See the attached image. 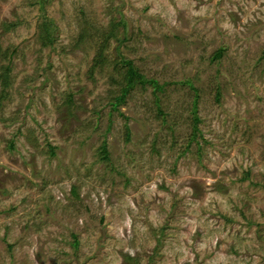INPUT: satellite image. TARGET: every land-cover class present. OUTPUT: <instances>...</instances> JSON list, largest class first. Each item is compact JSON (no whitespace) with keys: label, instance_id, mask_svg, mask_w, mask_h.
Segmentation results:
<instances>
[{"label":"rangeland","instance_id":"1","mask_svg":"<svg viewBox=\"0 0 264 264\" xmlns=\"http://www.w3.org/2000/svg\"><path fill=\"white\" fill-rule=\"evenodd\" d=\"M0 264H264V0H0Z\"/></svg>","mask_w":264,"mask_h":264},{"label":"trees","instance_id":"2","mask_svg":"<svg viewBox=\"0 0 264 264\" xmlns=\"http://www.w3.org/2000/svg\"><path fill=\"white\" fill-rule=\"evenodd\" d=\"M50 41L53 42V39ZM221 56V53H219L218 57ZM126 66H128L127 70V79H126V85L122 88L121 94L115 98V102L113 103V108L117 110V108L124 104V101L126 97L128 96L130 90L134 89L136 86H141L144 90L146 88V85H152L155 91L161 89L162 87L157 83L156 80H150L146 79L143 75L139 73V71L136 69L132 61H123ZM196 101H198V95H196ZM196 102L194 103V109L193 113L195 115V125L198 124L199 118L197 117V113H195L194 110H196ZM103 155L105 158H108V150H107V144L105 143L103 146Z\"/></svg>","mask_w":264,"mask_h":264}]
</instances>
